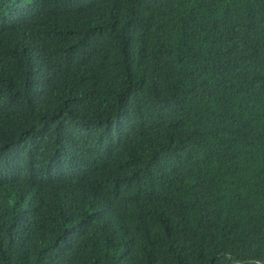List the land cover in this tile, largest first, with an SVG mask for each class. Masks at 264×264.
Returning <instances> with one entry per match:
<instances>
[{"label":"trees","instance_id":"1","mask_svg":"<svg viewBox=\"0 0 264 264\" xmlns=\"http://www.w3.org/2000/svg\"><path fill=\"white\" fill-rule=\"evenodd\" d=\"M0 264H264V0H0Z\"/></svg>","mask_w":264,"mask_h":264}]
</instances>
